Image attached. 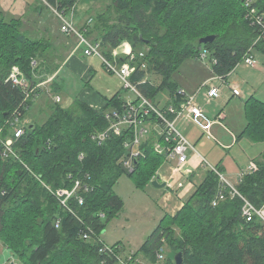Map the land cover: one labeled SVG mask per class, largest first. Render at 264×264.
<instances>
[{
	"label": "trees",
	"instance_id": "trees-1",
	"mask_svg": "<svg viewBox=\"0 0 264 264\" xmlns=\"http://www.w3.org/2000/svg\"><path fill=\"white\" fill-rule=\"evenodd\" d=\"M39 2L42 8L33 9L36 18L30 20L29 12L25 15L24 22L29 23L31 30L39 27L44 8L68 13L78 0ZM103 4L95 16L89 15L81 31L101 44L102 53L109 60H113V52L124 42L130 43L135 54L130 82L160 110L183 102L177 95L182 89L177 73L185 62L209 60L214 75L224 80L244 63L246 56L256 50L264 53V35L258 26L251 25L245 0H108ZM254 8L264 11V0H254ZM24 22L21 17L8 21L0 13L3 137L12 134L6 123L17 109H21L27 121L37 103L36 108L46 117H31L27 122L25 135L15 145L20 160L3 158L0 147V240L19 264H121L119 255L128 264L144 260L145 264H159V260L165 259L162 251L167 243L176 255L183 253V264H264V224L258 218L249 222L242 217L240 198H227L213 206L221 181L211 169L184 206L174 216L166 215L139 250H128L116 243L109 245L113 252L103 251L105 242L101 235L124 209L122 198L115 192L119 180L129 176L137 189L145 190L166 157L155 151L154 139L146 140L138 147L143 155L131 171L125 162L132 148L125 143L133 138L132 128L124 129L121 136L111 133L102 145L94 140L109 128L108 113L125 111L126 100L120 94L107 100L103 109L96 110L82 100L66 108L62 99L57 103L56 96L52 99L49 92H42L40 84L59 66L55 63L57 52L46 32L37 28L32 33L25 29ZM213 35V43L200 44L202 38ZM204 52L208 55L203 61L200 58ZM34 60L37 67L32 65ZM215 60L217 63L213 64ZM118 62L129 59L121 57ZM15 66L33 88L28 99L21 88L7 81ZM148 76H154L153 80ZM53 89L61 93L59 87ZM160 92L170 96L171 105L161 107L157 100ZM200 93L205 95L204 91ZM245 114L248 124L242 136L264 143V102L252 96L246 101ZM150 121L164 129L155 117ZM256 163L257 171L246 174L239 182H231L257 208H262L264 152ZM217 169L223 173L220 167ZM76 179L90 190L78 191L83 204L74 198L67 208L47 187L73 189ZM229 192L227 188L226 193ZM85 233L90 234L89 239L84 238ZM159 254H163L162 259ZM169 264H176L175 259Z\"/></svg>",
	"mask_w": 264,
	"mask_h": 264
},
{
	"label": "crops",
	"instance_id": "crops-1",
	"mask_svg": "<svg viewBox=\"0 0 264 264\" xmlns=\"http://www.w3.org/2000/svg\"><path fill=\"white\" fill-rule=\"evenodd\" d=\"M40 16L39 21L42 22L40 23L41 26H44L45 20L46 22L49 19L51 20L50 24L44 26L43 30H40L46 32L47 35L41 33L45 34L48 38H55L53 40L54 49L57 52L55 53V63L59 65L53 75L49 77L45 76L47 80L40 84L42 92H49L52 99L54 96H58L64 101V88L68 87L71 84L70 82L74 80L79 85V90L76 100L72 97L66 98L65 104L63 103V106L66 108L73 106L75 101L82 100L92 108L101 110L106 106V101L113 98L116 94H120L125 99L122 95L124 88L120 79L109 72L99 58L86 57L81 50H76L77 43L75 39L70 36L67 38V36L61 33V24L55 15L51 13L45 15L42 12ZM24 17L22 16L21 18ZM88 19L89 17L85 18L78 28H82ZM24 23L25 29L31 30L28 25L29 23ZM36 30L37 28L30 32L33 33ZM128 50H132V46L130 43L124 42L118 50H115L118 53V59H114L113 54V60L118 61L121 57H125ZM258 53L259 55H257ZM253 55L258 61L256 67L251 68L239 65L224 80L216 78L211 64L208 65L195 61L190 66L191 73L188 80L181 83L180 88L185 89L189 95L198 94L197 103L206 110L209 117L215 123L210 132L207 133L192 122L182 120L183 131L178 130L195 147V151H187L188 164L185 167L190 169L191 172L176 173L177 160L166 158L157 173V176L160 178L159 182L167 183V186L166 189L154 187L157 190L154 193L162 195L164 199L162 205L165 206L172 216L195 193L197 187L201 184L210 169V167L205 165L204 160L212 167H220L223 174L227 178H233L235 182L241 172L247 171L251 164L261 160V155L264 152V143H255L247 135L242 136L248 124V120L246 119L245 122L242 117V112L246 111V100H249L247 97L253 96L264 102V53L256 50L253 52ZM207 81H210V85L221 89V97L219 99L207 102L205 95L198 93L199 88ZM55 87H59L61 93H58V91L54 92L53 88ZM233 88H238L241 91V96L235 97ZM247 94L251 95L247 96ZM169 101H172L170 96ZM168 105L171 104L167 103L165 106L161 105V107L164 108ZM113 112L117 111H111L110 113ZM236 113H240V115L237 117ZM226 122L229 126L226 125ZM145 129L148 130V133L143 138L142 145L149 139H154L155 143L163 140L162 127L159 124L150 122L146 125ZM245 139L250 140L251 143L244 141ZM245 142H247V146L249 147L247 153L244 154L241 151L236 153V149L240 148L242 144L244 145ZM134 150H138V147H134ZM239 158L240 160H238ZM242 159L247 160V162L243 167H240L239 161H242ZM105 244L107 243L105 242Z\"/></svg>",
	"mask_w": 264,
	"mask_h": 264
},
{
	"label": "built area",
	"instance_id": "built-area-1",
	"mask_svg": "<svg viewBox=\"0 0 264 264\" xmlns=\"http://www.w3.org/2000/svg\"><path fill=\"white\" fill-rule=\"evenodd\" d=\"M245 5L249 8L248 18L250 19L252 26H258L262 34L264 35V11H259L254 8V0H245ZM53 9V8H52ZM74 9V8H73ZM55 14L60 21L61 33L73 37L76 40L77 46L76 50H81L83 55L86 57H97L105 65L107 70L113 75L118 77L122 83L124 89L129 90L133 93L134 99H125L126 106L124 112H113L108 114L106 117L110 122L109 128L94 137V140L98 141L102 145L111 133L116 136H121L123 130L128 127V129L133 130V138L131 141L126 142L125 146L127 148H132L130 158L125 162V166L131 171L134 169V162L138 157L142 156V152L134 150V147H140L142 145V140L148 133L145 129L146 125L149 124L150 118L155 117L162 125V141L155 143V151L158 154L165 155L167 159H176L178 166L175 172L178 174L189 173L190 169L185 166L188 164V150H194L195 147L192 143L178 130L176 123L178 120H184L192 122L194 125L202 129L203 131L209 133L214 125V121L209 118L204 108H202L197 103V94L189 95L185 89H179L177 95L183 98V102L180 106H170L167 110H160L153 101L145 98L138 89L131 84L130 77L135 71V68L131 66V62L135 59V54L132 50L126 52V57H128L129 62L119 64L117 60H109L102 53L101 44L95 43L90 40L81 29H78L74 22L73 17H67L65 12H59L55 10ZM73 16V15H72ZM92 20L89 21L91 23ZM251 53L253 50L250 51ZM114 59H118V53L115 51ZM207 52L202 53L201 60H207ZM143 56V54H141ZM215 60L213 64H216ZM244 64L248 67L254 68L257 66L258 61L253 54H249L245 57ZM33 67H37V62L34 60L32 63ZM217 79H223L222 77H216ZM52 80V79H51ZM7 81H11L15 87L21 88L26 93V99L30 97L33 93V88L29 84L26 75L17 66L12 68L11 74ZM210 81L205 82L202 87L198 90V93L204 91L207 102H211L215 99L221 97V89L217 86H212L209 84ZM41 86V85H40ZM234 96H241V91L238 88H233ZM54 101L57 103L61 102L60 97H55ZM173 116V118H169ZM27 121L22 117L21 109H17L12 114L11 118L7 121L6 126L11 130V135L4 138L3 129H0V147L2 148L1 155L3 158H13L20 160L19 154L15 150L16 142L25 135V128ZM83 159V155L80 156ZM205 165L210 167L211 170L217 173L220 177L221 188L213 200V206H217L219 202L226 200L227 198L235 199L240 198L243 201L242 205V217L247 221L251 222L255 218H258L264 224V207L257 208L248 198L242 195L236 185L232 183L223 173L218 171L217 168L209 165L205 160L203 161ZM257 171L254 164L250 165L247 171L241 172L238 176V182L243 179L246 174H250ZM72 178V176H69ZM46 186V185H45ZM54 195H56L61 203L68 208V203L72 199L78 200L80 204L84 203L82 196L78 195V191L83 190L88 192L90 187L88 185H83L82 181L79 179L74 180L73 189H57L53 190L49 186L47 187ZM229 188V194L226 193V189ZM103 216V215H101ZM90 234L85 233L84 238L89 239ZM103 251L113 252V248L107 244H103ZM133 255V253H131ZM132 255L129 256V261L132 260ZM159 258H163V254H159ZM119 262L121 264H128L127 261L123 259L122 256H118Z\"/></svg>",
	"mask_w": 264,
	"mask_h": 264
},
{
	"label": "rangeland",
	"instance_id": "rangeland-1",
	"mask_svg": "<svg viewBox=\"0 0 264 264\" xmlns=\"http://www.w3.org/2000/svg\"><path fill=\"white\" fill-rule=\"evenodd\" d=\"M103 1H106V3H108V0H78L74 9L66 13L67 17H73V22L75 26L78 28V26L85 18H88L89 15L95 16L97 10H100L102 7H104ZM35 7L42 8V5L40 4L39 0H0V13L8 21L14 18L16 19L18 17L25 16L28 12H29L28 15L30 20L36 18L37 14L35 11H33ZM55 10L59 11L58 9L55 8L50 9L47 7V9L44 8L42 12L45 13V15L51 13L52 15L56 16ZM21 19L25 21L26 16ZM40 23L42 22L40 21ZM40 23H39V27L37 28L43 30L44 29L43 27L50 24L51 20L49 19L48 22H46L45 20L44 26H41ZM54 39L55 38L52 37V40ZM257 55H259V53ZM193 62H195V60L193 59L185 62L181 67L179 74L177 73V76L180 75L178 76L179 77L178 82L180 83V85L182 82L188 80L191 73L190 66L192 65ZM205 63L210 65L209 60H207ZM240 65H245V64L242 63ZM152 77L154 76H148L147 79L151 78L153 80ZM70 83L71 84H69L68 87L64 88L63 95L65 97V100L62 101V104L63 103L65 104L67 97H72L74 100H76V95L79 90V85L74 80L71 81ZM122 95L125 97V99H134L133 93L129 90L126 89L122 90ZM248 95L251 94H247V96ZM41 97L46 98L44 94H42ZM250 97L248 96L247 99H249ZM157 100L161 101L162 106H165L167 103H169V96L166 92H160L157 95ZM36 106L37 103H34L28 115L30 118H27V120L30 121L31 117L32 119L34 117L35 118L38 117L40 119L42 118L43 120H46L45 115L41 113L36 108ZM239 115L240 113H236L237 117ZM242 117L246 122L247 118H245L246 114L244 111L242 112ZM181 122L182 120H180L177 123V128L183 131V126L181 125ZM226 125L229 126L227 122ZM244 141L250 142V140L248 139H245ZM247 142H245L244 145L242 144L240 148H237L236 153L241 151L244 154H246L247 149L249 148L247 146ZM238 160H240V158ZM246 162L247 160L245 159L239 161L240 167H243ZM253 164L254 167H256V169L258 170L259 169L258 164L257 163H253ZM228 179L235 183L233 178L231 179L228 178ZM163 189H166V187ZM156 191L157 190L154 189V187L151 184H149L145 188V190H139L136 188L133 180L129 176L126 175L123 176L119 180L115 188V192L122 198L124 202V209L116 218L110 221L106 230L101 235L102 241L106 242L111 246L116 243H121L122 245L125 246V248H128V250H132V251L139 250L142 244L147 240V238L158 228L163 218L166 215L172 216V214L167 211L165 206L162 205V203H164V199L162 195L161 196L156 195L157 193H154ZM162 252L164 254L165 259L162 261L159 260V264H169L171 260L174 261L176 257V252L168 243L165 244L164 251ZM12 262H15V264H19L17 257L10 250L6 249L0 240V264H10ZM139 264H145V260L141 261Z\"/></svg>",
	"mask_w": 264,
	"mask_h": 264
},
{
	"label": "water",
	"instance_id": "water-1",
	"mask_svg": "<svg viewBox=\"0 0 264 264\" xmlns=\"http://www.w3.org/2000/svg\"><path fill=\"white\" fill-rule=\"evenodd\" d=\"M215 40H216V36L215 35L208 36V37L202 38L200 40V44L201 45H207V44L213 43ZM31 127L34 128V125H32ZM159 179H160L159 176L155 177V179L152 181L153 187H155V188H165L167 186V183H160ZM175 262H176V264H183L184 258H183V253L182 252H179L176 255ZM10 264H15V262H12Z\"/></svg>",
	"mask_w": 264,
	"mask_h": 264
}]
</instances>
